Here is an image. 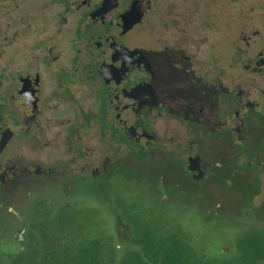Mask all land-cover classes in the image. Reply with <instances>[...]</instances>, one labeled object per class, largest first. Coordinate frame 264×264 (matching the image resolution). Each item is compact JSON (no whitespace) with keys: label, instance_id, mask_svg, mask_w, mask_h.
<instances>
[{"label":"flooded vegetation","instance_id":"1","mask_svg":"<svg viewBox=\"0 0 264 264\" xmlns=\"http://www.w3.org/2000/svg\"><path fill=\"white\" fill-rule=\"evenodd\" d=\"M3 1L0 264L264 250V0Z\"/></svg>","mask_w":264,"mask_h":264},{"label":"trees","instance_id":"2","mask_svg":"<svg viewBox=\"0 0 264 264\" xmlns=\"http://www.w3.org/2000/svg\"><path fill=\"white\" fill-rule=\"evenodd\" d=\"M244 246H240L241 249H244L246 252H253L248 244L247 240H244ZM258 244V240L256 241ZM161 250L163 251L160 255L162 264H189L186 261V256L176 247H170L167 244L161 243ZM259 252L253 253L254 255L248 256L243 254L239 259L231 261L229 264H259L258 260L262 259L264 256V250L258 247ZM82 259L84 257H81ZM87 264V262H81ZM131 263L140 264L139 262L132 261Z\"/></svg>","mask_w":264,"mask_h":264},{"label":"rangeland","instance_id":"3","mask_svg":"<svg viewBox=\"0 0 264 264\" xmlns=\"http://www.w3.org/2000/svg\"><path fill=\"white\" fill-rule=\"evenodd\" d=\"M5 1H6V0L3 1L4 4H6ZM9 1H16V2L21 3V2L24 1V0H9ZM5 23H6V20L4 21V24H5ZM2 24H3V22H2Z\"/></svg>","mask_w":264,"mask_h":264}]
</instances>
